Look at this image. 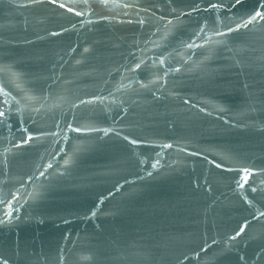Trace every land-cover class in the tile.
I'll return each instance as SVG.
<instances>
[{
  "label": "water",
  "instance_id": "obj_1",
  "mask_svg": "<svg viewBox=\"0 0 264 264\" xmlns=\"http://www.w3.org/2000/svg\"><path fill=\"white\" fill-rule=\"evenodd\" d=\"M257 11L0 0V264H264Z\"/></svg>",
  "mask_w": 264,
  "mask_h": 264
},
{
  "label": "snow or ice",
  "instance_id": "obj_2",
  "mask_svg": "<svg viewBox=\"0 0 264 264\" xmlns=\"http://www.w3.org/2000/svg\"><path fill=\"white\" fill-rule=\"evenodd\" d=\"M33 2H39V0H33ZM52 3H56V0H51ZM79 2L85 4V5H88L89 3V0H79ZM99 2L103 5H107L109 2H115V0H99ZM241 2V0H235V3L236 4H239ZM61 8H64L65 5L64 4H60L59 5ZM125 7H128V5H124ZM219 5L217 4H212L211 7L212 8H216L218 7ZM69 11H73V9L69 8L68 9ZM76 15L80 16V15H83L84 13L83 12H76L75 13ZM257 18L261 19V20H264V13L260 12V11H257L255 12V14L253 16L250 17V19L247 21V23H245L243 26L244 27H247L248 24H251L253 21H255ZM141 23H143V21H141ZM239 27V26H238ZM201 31H203V29H201ZM229 32L233 31L232 28H229L228 29ZM217 35H223V33H220V32H217L216 33ZM194 44H188L187 47L191 48L193 47ZM141 63H143V61H141ZM141 63H138L136 64V68H140L141 66ZM161 63H163V61H161ZM4 69H0V71H3ZM19 87V85H17ZM0 93L4 94L5 96L7 95V93L4 92L3 88H0ZM8 101L5 100L4 103L6 104ZM0 124H4L7 120V116H6V113H5V110L3 109H0ZM133 143H135V141H133ZM166 147H170V145H167ZM245 172H247L248 170L247 169H244ZM245 181H247L248 177L245 176L244 177ZM241 187H243V185H241ZM252 191H256L255 188L252 189ZM261 216H264V212L260 213ZM244 231V228H241L240 231H238L236 233V236H239L242 232ZM233 239H235L236 237H232ZM4 264H6V262H4Z\"/></svg>",
  "mask_w": 264,
  "mask_h": 264
}]
</instances>
